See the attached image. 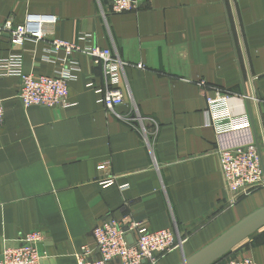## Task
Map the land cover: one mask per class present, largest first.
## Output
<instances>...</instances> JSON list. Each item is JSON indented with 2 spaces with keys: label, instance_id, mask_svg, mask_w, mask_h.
<instances>
[{
  "label": "crops",
  "instance_id": "0c3cea01",
  "mask_svg": "<svg viewBox=\"0 0 264 264\" xmlns=\"http://www.w3.org/2000/svg\"><path fill=\"white\" fill-rule=\"evenodd\" d=\"M108 9L109 0H0V23L51 15L44 30L53 36L109 48L123 63L126 93L109 110L103 60L50 53L45 41L15 47L5 36L0 57L22 52L26 73L52 75L71 60L78 68L66 106L26 107L20 78L0 76V255L40 231L43 264H78L81 247L96 246L93 228L114 217L172 229L180 246L158 264H180L264 207V187L231 201L208 100L229 93L230 113L249 115L264 167V0ZM236 256L264 264V226L212 264Z\"/></svg>",
  "mask_w": 264,
  "mask_h": 264
},
{
  "label": "built area",
  "instance_id": "2783aa9c",
  "mask_svg": "<svg viewBox=\"0 0 264 264\" xmlns=\"http://www.w3.org/2000/svg\"><path fill=\"white\" fill-rule=\"evenodd\" d=\"M148 0H109V12L137 11ZM51 15H29L24 23L14 25L11 20L0 23V44L6 35L15 47H22L27 40L45 41L47 51H64L67 56L84 51L92 57L103 60L107 87L102 101L107 109L113 110L125 101L126 93L120 86L123 63L114 57L109 48L100 46L81 47L77 43L59 39L46 32V24L52 23ZM62 70L52 75H34L24 71L22 52H13L0 57V76H18L21 81L19 97L23 104L43 106L69 105L70 81L75 77L77 63L70 61ZM138 66L144 67L139 64ZM92 85V83H91ZM102 91V90H100ZM208 97L212 118L209 124L217 131L219 162L224 174L226 188L231 201H236L252 191L264 187L262 155L255 140L251 119L248 114L233 115L226 102L229 93L214 91ZM209 113V112H208ZM4 99L0 95V122L4 119ZM103 167V166H101ZM113 179L105 182L112 185ZM96 246L85 244L77 252L78 264H158L162 255L179 247L176 232L170 228L149 231L140 222L122 223L114 217L102 219L93 228ZM132 234L134 241L128 240ZM43 233L34 231L22 237L16 245L4 247L0 264H43L47 252L43 251ZM224 264H257L249 256L230 257Z\"/></svg>",
  "mask_w": 264,
  "mask_h": 264
},
{
  "label": "water",
  "instance_id": "95a60500",
  "mask_svg": "<svg viewBox=\"0 0 264 264\" xmlns=\"http://www.w3.org/2000/svg\"><path fill=\"white\" fill-rule=\"evenodd\" d=\"M262 226H264V207L242 219L196 254L185 258L180 264H212ZM128 240L130 243L134 241L132 234L128 235Z\"/></svg>",
  "mask_w": 264,
  "mask_h": 264
}]
</instances>
